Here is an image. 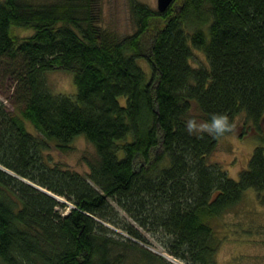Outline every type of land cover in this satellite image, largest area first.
I'll list each match as a JSON object with an SVG mask.
<instances>
[{"label":"trees","instance_id":"16d2710c","mask_svg":"<svg viewBox=\"0 0 264 264\" xmlns=\"http://www.w3.org/2000/svg\"><path fill=\"white\" fill-rule=\"evenodd\" d=\"M131 14L136 32L121 37L102 26L99 0H0V75L20 108L0 98V264H170L113 236V203L162 233L175 258L217 264L211 219L249 188L264 203L263 146L237 181L208 162L244 111L255 128L241 136L264 141V0H175L164 13L132 0ZM14 25L35 34L13 35ZM194 48L206 66L192 64ZM59 66L74 72L76 95L51 91L47 72ZM78 135L96 148L86 175L45 155L53 140L67 151Z\"/></svg>","mask_w":264,"mask_h":264},{"label":"rangeland","instance_id":"374dc122","mask_svg":"<svg viewBox=\"0 0 264 264\" xmlns=\"http://www.w3.org/2000/svg\"><path fill=\"white\" fill-rule=\"evenodd\" d=\"M44 1L53 2L55 0ZM137 1L146 4L151 9L158 10V0ZM131 2L132 0H99L101 16L103 17L102 26L107 28L108 31H116L121 37L133 35L137 27L131 14ZM11 32L13 35L16 34L21 38L35 34L33 29L22 28L17 25L11 27ZM206 34L209 37L207 31ZM193 56L192 64L194 66H206L207 58L201 50L194 48ZM138 64L147 74V79H149L152 75V68H150L147 58H139ZM46 77L47 83L54 94L61 93L69 96L77 94V87L74 83V72L66 71L59 66L47 72ZM14 90L15 86L10 79L0 75V98L13 114L18 115L20 114V108L17 107ZM121 102L125 104V99L122 98ZM192 112L197 116L200 115L197 101H194ZM197 120L200 130L207 129V125L203 120L200 118H197ZM245 124H247L249 131H251L249 127L255 128L253 122L247 121L246 112L244 111L237 116L233 128L234 131L219 139L218 146L209 156L208 160L211 164H220L229 176L236 181L240 178L241 171L247 169L249 159L253 155L255 148L257 146L264 147V141L258 133L249 132L245 136H241ZM261 125L264 128V115ZM26 128L36 136H42L30 121H26ZM76 137L67 151H61L57 148L56 141L53 140L50 142V150L45 155L52 163L58 162L86 175L90 171L87 160L95 158L96 148L86 136L78 135ZM120 155H123V152H120ZM58 200L67 202L60 197H58ZM68 204L72 207L71 203L68 202ZM113 204L114 210H116V215H114L113 219L119 222L121 226L132 227L143 236L144 240H138L130 236L121 226L119 228L111 222L105 223V226L109 230L116 232V234L112 233L113 236L120 238L122 235L126 238H131L139 242L141 246L161 255L170 264H187L185 261L177 257L175 258L167 251L165 247L167 240L162 233L149 230L143 226L141 227L136 220L118 207L116 203ZM69 208L64 210V212L68 211ZM210 222L212 227H214V238L216 239L217 249L215 259L217 264H264V203L260 201L259 194L253 188H249L244 192L243 198L236 206L212 218ZM133 255L138 260L137 253H133Z\"/></svg>","mask_w":264,"mask_h":264},{"label":"water","instance_id":"95a60500","mask_svg":"<svg viewBox=\"0 0 264 264\" xmlns=\"http://www.w3.org/2000/svg\"><path fill=\"white\" fill-rule=\"evenodd\" d=\"M175 0H158L157 4H158V11L161 13H164L174 2ZM31 184V183H30ZM32 185V184H31ZM34 185V184H33ZM36 188L40 189L42 192H47L49 194H51L50 192L46 191L45 189H41L38 186L34 185ZM56 197V196H55Z\"/></svg>","mask_w":264,"mask_h":264},{"label":"clouds","instance_id":"9594fccd","mask_svg":"<svg viewBox=\"0 0 264 264\" xmlns=\"http://www.w3.org/2000/svg\"><path fill=\"white\" fill-rule=\"evenodd\" d=\"M225 122L226 123V118L225 117H221V118H217L213 120V128H215L217 131H223L224 129L220 127L221 123ZM192 129V125H189V130Z\"/></svg>","mask_w":264,"mask_h":264}]
</instances>
